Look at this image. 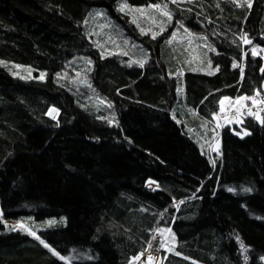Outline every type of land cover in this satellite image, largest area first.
<instances>
[{
  "label": "trees",
  "instance_id": "1",
  "mask_svg": "<svg viewBox=\"0 0 264 264\" xmlns=\"http://www.w3.org/2000/svg\"><path fill=\"white\" fill-rule=\"evenodd\" d=\"M125 1L166 5L171 27L141 33L118 0H0V61L46 73L23 79L0 64V214L53 219L36 235L59 254L0 221V264H128L155 228L171 230L157 264H264V113L243 120V136L220 129L215 164L171 116L178 85L206 122L221 98L260 90L251 49L264 47V0ZM95 7L142 53L123 44L101 55L86 27ZM175 26L204 44L198 69L168 50ZM145 54L142 67L131 58ZM80 57L87 96L57 77Z\"/></svg>",
  "mask_w": 264,
  "mask_h": 264
},
{
  "label": "rangeland",
  "instance_id": "2",
  "mask_svg": "<svg viewBox=\"0 0 264 264\" xmlns=\"http://www.w3.org/2000/svg\"><path fill=\"white\" fill-rule=\"evenodd\" d=\"M172 1L178 2L184 0ZM121 2H125L127 4V8H125L124 11L119 10V5L121 4ZM153 6L154 5H149L145 7L132 6L129 5L125 0H118L117 2L118 12L127 15L128 20L135 25L138 31L142 33L141 30L143 29V33L152 32L153 34L158 35L167 30V28L171 27V23L168 18V15L166 14L168 13V11L167 9L165 11V5H159V8ZM103 15V10L99 7H95L92 9L88 20H86L88 34H93V37L95 38L94 46L99 50L101 55H109L118 52L120 50L121 45L123 44L128 45L130 47V50L133 51L134 54L142 53V46L137 41H131L129 37L122 32V30L117 35H114L112 37L113 34L111 31H113V29L111 28V25L113 26L115 31L116 27H119L120 24L118 22H115L111 18L105 19ZM179 27L180 26H175L173 28V31L170 36L171 38L169 39L170 42H168V47H170L168 50H176L177 53L181 56V63L185 62L186 66L189 65L193 70L198 69L199 66H195V63L199 61L201 62L202 58H204L203 54L201 53L204 44L196 41L195 36H193V34H191L189 30L186 29L187 31H185V28H182V26L180 28ZM93 28L94 32L91 33V29ZM105 30L111 32L107 33L108 36L106 38H104L103 35V33H106ZM253 48L256 49L255 55L260 56L264 66V47L255 46ZM183 55L185 56L184 58ZM135 57L137 59H135ZM131 58L137 62H142L147 57L145 54L143 57H137V55H133ZM2 62L3 63L1 65L9 64V68L15 76L21 77L23 79H36L39 81L45 79L46 73L43 71H35L34 69L28 66L7 63L5 61ZM85 62V57H80L79 60H72L68 62L67 65H65L63 72L58 74L57 77L58 80H60L61 82L63 80H67L71 86L78 89V91H80L81 93H85V95L87 96L90 95L91 92L89 90L86 93V89H89L90 86L89 82L85 78V74L82 71L84 70ZM201 70L205 72H212L208 71L207 69ZM41 73H44L43 77H41ZM176 91L178 99L173 110L171 111V116L175 121L181 122L184 125V127L186 128V133L195 139V141L200 147V150L204 154H207L212 161H216L219 156V131L222 127H236V134L238 136H243L245 135V133H247L241 127L243 120L246 117H253L256 120L260 121L261 115L264 113V83L261 85L260 90L256 91L253 95L241 96L248 97L247 100H240L239 103H237V98L231 99L227 97L228 99L224 101L223 106H221L219 102L218 112L213 116L211 121L207 122L199 118L195 109L187 106L184 103L182 86L178 85ZM224 98L225 97L221 98V100H223ZM93 99H97L99 103H101V101H103V104L105 103V101L100 97L93 96ZM97 101L94 103H97ZM253 101H255V103H253ZM249 110L251 111V114H249ZM55 115L56 112L51 114H49L48 112V116L50 118L55 117ZM149 182L151 181L146 182L145 187L150 191L157 190V185L153 182L154 186H150ZM0 221L4 225L10 226L12 228L17 224H23V228H19L17 230L23 231L24 233L30 235L25 229L33 230L37 234L38 230L47 228L52 225L49 224V221L54 220L46 219L41 222L33 221L27 224L19 221L6 220L0 214ZM152 231L150 233V236L152 235ZM163 238V249H167L166 235H164ZM142 253L139 255V260L134 261V258H132L128 264H157V262L159 261L160 256L156 259H152L151 261H149L147 257H143Z\"/></svg>",
  "mask_w": 264,
  "mask_h": 264
},
{
  "label": "snow or ice",
  "instance_id": "3",
  "mask_svg": "<svg viewBox=\"0 0 264 264\" xmlns=\"http://www.w3.org/2000/svg\"><path fill=\"white\" fill-rule=\"evenodd\" d=\"M237 6H240V5L238 4ZM153 7H157V8H159L160 6H159V5H154ZM166 7H167V6L165 5V11H166ZM248 7H251L250 0H249V3H248ZM125 8H127V4H126L125 2H121V4L119 5V10H120V11H124ZM137 11H140V10H137ZM166 14L168 15V18H169V20H170V19H171V14H170V13H166ZM141 31H142V33H143V29H142ZM185 31H187V30L185 29ZM173 35H174V34H173ZM153 38H155V34H153ZM241 39H243L244 42L247 43V44H251V43H252V41H251L250 39H248V37H247L246 35H242ZM169 42H170V41H169ZM252 53H253V55L256 54V49H255V48L252 49ZM2 63H3V62L0 61V64H2ZM88 63H91V62L88 61ZM140 66H141V67L143 66V62H140ZM14 67H16V66H14ZM43 76H44V73H41V77H43ZM227 99H228V98L225 97L223 100L220 101L221 106H223L224 101L227 100ZM247 99H248V97H239V98H237V101H236V102L239 103L240 100H247ZM101 103H103V101H101ZM253 103H255V101H253ZM108 106L111 107V105H108ZM54 112H56V109H50V110H49V114L54 113ZM249 114H251V111H250V110H249ZM53 118H55V117H53ZM109 123L111 124L112 121L110 120ZM261 123H264V120H262ZM245 134H247V133H245ZM212 163L215 164V161H212ZM228 190H229V191H233V189H228ZM249 190H250V189H245V191H249ZM181 203H183V201H181ZM54 223H55V221H49V224H54ZM19 228H23V224H17V225L14 226L11 230L15 231V230H17V229H19ZM25 230L28 231V233H29L30 235H32L35 239L39 240V242H40L45 248H48L49 251H51V252L53 253V255H59L54 249L50 248L49 245H48L44 240H42L39 236H37L36 233H35V231L30 230V229H25ZM170 231H171L170 229H162V230H160L161 234H163L164 232H170ZM154 239H155V237H154ZM172 239H173V240L175 239L174 235H173ZM150 246H151V245H150ZM160 247H163V244H161ZM241 248H242V249L244 248V245H243L242 243H241ZM157 250H158V249H157ZM245 250H246V249H245ZM59 258H60L61 260H64V259H65L63 256H60ZM139 259H140V256H136V257H134V261H135V260H139ZM148 259H149V261H151V260L153 259V257H152V256H149ZM193 264H194V262H193Z\"/></svg>",
  "mask_w": 264,
  "mask_h": 264
},
{
  "label": "built area",
  "instance_id": "4",
  "mask_svg": "<svg viewBox=\"0 0 264 264\" xmlns=\"http://www.w3.org/2000/svg\"><path fill=\"white\" fill-rule=\"evenodd\" d=\"M163 237L164 236L158 233L156 230L152 231V237H151L150 244L147 250L148 256H152V257L157 256L159 249H160V245L163 244Z\"/></svg>",
  "mask_w": 264,
  "mask_h": 264
},
{
  "label": "bare ground",
  "instance_id": "5",
  "mask_svg": "<svg viewBox=\"0 0 264 264\" xmlns=\"http://www.w3.org/2000/svg\"><path fill=\"white\" fill-rule=\"evenodd\" d=\"M151 237H152V235L149 237L148 244L146 245V248H145L144 252L142 253L143 257H147V258L149 257L147 255V250H148V247H149V244H150ZM163 246H164V238H163ZM162 249H163V247H160L157 256L156 257H153V259H156V258H158L160 256V253H161Z\"/></svg>",
  "mask_w": 264,
  "mask_h": 264
},
{
  "label": "crops",
  "instance_id": "6",
  "mask_svg": "<svg viewBox=\"0 0 264 264\" xmlns=\"http://www.w3.org/2000/svg\"><path fill=\"white\" fill-rule=\"evenodd\" d=\"M150 186H154L153 182H149Z\"/></svg>",
  "mask_w": 264,
  "mask_h": 264
},
{
  "label": "water",
  "instance_id": "7",
  "mask_svg": "<svg viewBox=\"0 0 264 264\" xmlns=\"http://www.w3.org/2000/svg\"><path fill=\"white\" fill-rule=\"evenodd\" d=\"M262 262L264 263V258L262 259Z\"/></svg>",
  "mask_w": 264,
  "mask_h": 264
}]
</instances>
